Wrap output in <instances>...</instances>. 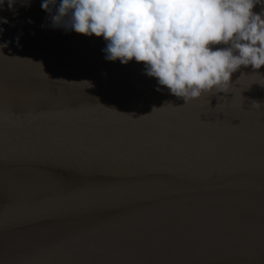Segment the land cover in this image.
<instances>
[{
    "label": "water",
    "instance_id": "obj_1",
    "mask_svg": "<svg viewBox=\"0 0 264 264\" xmlns=\"http://www.w3.org/2000/svg\"><path fill=\"white\" fill-rule=\"evenodd\" d=\"M26 2L0 8V264H264V76L185 104Z\"/></svg>",
    "mask_w": 264,
    "mask_h": 264
},
{
    "label": "clouds",
    "instance_id": "obj_2",
    "mask_svg": "<svg viewBox=\"0 0 264 264\" xmlns=\"http://www.w3.org/2000/svg\"><path fill=\"white\" fill-rule=\"evenodd\" d=\"M18 2L0 0V8ZM40 8L53 27L102 38L106 60L142 63L146 75L185 104L230 91L244 68L264 76V0H40Z\"/></svg>",
    "mask_w": 264,
    "mask_h": 264
},
{
    "label": "snow or ice",
    "instance_id": "obj_3",
    "mask_svg": "<svg viewBox=\"0 0 264 264\" xmlns=\"http://www.w3.org/2000/svg\"><path fill=\"white\" fill-rule=\"evenodd\" d=\"M109 113L116 115V114L113 113V112H109ZM151 114H152V113H151ZM151 114H149V115H151ZM156 114L159 115L160 112H157ZM120 117H123V116H120ZM123 118H125V117H123ZM125 119H126V118H125ZM126 121H127V122H132V121H136V119H132V120H128V119H126Z\"/></svg>",
    "mask_w": 264,
    "mask_h": 264
}]
</instances>
